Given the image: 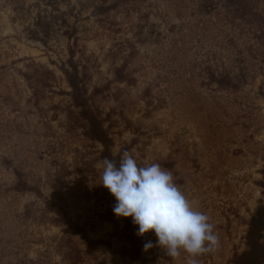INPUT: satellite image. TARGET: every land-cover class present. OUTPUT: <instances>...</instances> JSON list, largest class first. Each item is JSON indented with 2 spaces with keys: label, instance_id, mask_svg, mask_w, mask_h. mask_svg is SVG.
<instances>
[{
  "label": "rangeland",
  "instance_id": "obj_1",
  "mask_svg": "<svg viewBox=\"0 0 264 264\" xmlns=\"http://www.w3.org/2000/svg\"><path fill=\"white\" fill-rule=\"evenodd\" d=\"M71 60L112 152L171 171L219 237L199 264H229L264 199V0H0V264H133ZM137 229L145 264H187Z\"/></svg>",
  "mask_w": 264,
  "mask_h": 264
},
{
  "label": "clouds",
  "instance_id": "obj_2",
  "mask_svg": "<svg viewBox=\"0 0 264 264\" xmlns=\"http://www.w3.org/2000/svg\"><path fill=\"white\" fill-rule=\"evenodd\" d=\"M101 181L115 198L114 214L131 217L138 236L154 231L156 245L172 260L184 252L187 264H199L198 257L219 247L209 215L194 208L172 172L160 164L141 166L125 150L118 158L103 159ZM153 247L152 241L144 244L145 251Z\"/></svg>",
  "mask_w": 264,
  "mask_h": 264
},
{
  "label": "trees",
  "instance_id": "obj_3",
  "mask_svg": "<svg viewBox=\"0 0 264 264\" xmlns=\"http://www.w3.org/2000/svg\"><path fill=\"white\" fill-rule=\"evenodd\" d=\"M69 64L70 68H64V72L71 87L73 103L79 108V115L86 122V134L103 145L101 152L103 159L105 157L109 159L118 158L119 156L112 152V139L103 125L101 112L91 102V96H88L87 84L84 76L81 75L78 64L73 60ZM124 220L126 225L122 232L126 240L131 243L129 253L133 264H145L146 259L142 253V247L133 231L132 218L126 217ZM246 246L247 248L229 264H264V199L250 218L246 234Z\"/></svg>",
  "mask_w": 264,
  "mask_h": 264
}]
</instances>
